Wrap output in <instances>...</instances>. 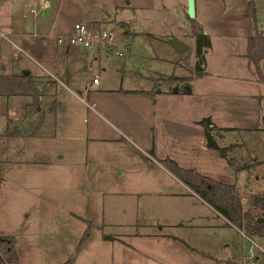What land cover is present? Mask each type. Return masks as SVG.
Returning a JSON list of instances; mask_svg holds the SVG:
<instances>
[{
  "label": "rangeland",
  "instance_id": "rangeland-1",
  "mask_svg": "<svg viewBox=\"0 0 264 264\" xmlns=\"http://www.w3.org/2000/svg\"><path fill=\"white\" fill-rule=\"evenodd\" d=\"M35 1L0 0V232H15L21 264H62L71 257L74 264H231L217 257L253 262L258 250L240 228L166 166L169 171L145 166L154 162L147 151L153 153L150 148L158 136L148 97L111 92L121 85L154 92L160 87L186 90L190 83L182 77L191 76L187 82L203 90L209 83L217 88L203 98L198 91L189 93L190 99L230 101L223 88L235 87L239 80L214 75L210 81L194 80L200 58L209 68L223 61L213 52L198 55L191 19L179 4L188 5V0H173L180 7L167 9L125 5L128 0H48L49 7L37 15L31 11ZM226 13L220 12L219 22ZM76 21L93 22L114 33L113 50L102 51L94 65L90 58L96 52L74 46L84 52L76 62L58 42V35L71 31ZM235 30L229 28V34ZM174 36L189 46L185 52L176 50ZM226 41L227 37L216 39L219 47ZM126 46L130 50L125 56L115 53ZM75 63L74 75L67 73L66 66ZM28 69L30 76L24 75ZM10 71L22 75L15 80ZM96 75L100 83L92 84ZM33 81L39 85L38 104L33 94L16 91L21 83ZM54 99L55 111L51 110ZM175 99L181 116L184 100ZM27 110L31 118L24 131L28 134L12 140L16 120L9 133L8 118L24 116ZM111 121L132 139L117 133ZM235 122L239 121L231 123ZM198 128L180 124L171 128L179 138L171 144L184 139L192 151L156 154H175L170 156L182 166L219 172L224 166L221 158L213 149L208 151L207 141L202 142L205 133ZM159 136L169 146L170 141ZM225 141L243 144L231 150L236 156L247 152L244 142L248 148L260 142L264 149L256 134L245 129L230 132ZM250 152L264 159V151ZM35 159L53 161L44 164ZM260 188L264 192V179ZM243 202L248 205V200ZM144 233H174L195 250H184L173 238L140 235Z\"/></svg>",
  "mask_w": 264,
  "mask_h": 264
},
{
  "label": "crops",
  "instance_id": "crops-1",
  "mask_svg": "<svg viewBox=\"0 0 264 264\" xmlns=\"http://www.w3.org/2000/svg\"><path fill=\"white\" fill-rule=\"evenodd\" d=\"M131 3H134V6H140V7H148V6L156 5V6L161 7L162 9L164 8L167 9L172 6H178V7L181 6L182 9L186 13H187V7H188L187 2L179 3L180 4L179 6L173 0H136V1L128 0L125 5H130ZM195 3H196V15L194 18L201 24L204 33H207L211 38V45L207 47V50H204L203 48L202 55L203 53L206 54L208 52H213V56L221 57L223 62L221 63V65H216L215 67H212V68H209L208 64H204L203 65L204 71H205L204 74L201 76L196 75L194 80L197 81L198 79L208 78V81H210L209 77L214 75V76H217V78H228V79L239 80V81L237 84H234L235 87H230V85H228L227 87L223 88V91H226V92H223V94H226V95L229 94L228 96L232 97L230 101L216 102V103H212V101L195 102L194 99H190V97L193 94H195L197 91H198V94H200L202 98L203 96L208 97L210 94L215 93L217 87H215L211 83H209L208 88L203 90L202 88L194 84V82L192 83L186 82V83H190V87H191L190 91L181 90L180 87L177 86L178 90L174 92L173 90L164 89L163 87H160L156 92H154L153 88L152 89L151 88L138 89L134 86L126 87L121 84H120L121 85L120 88H112L111 92L117 91L120 94H143V96L148 97V104L151 106L150 114H152L153 117L155 118V121L158 122V125L155 124V130L156 131L158 130L157 132L158 136L153 140L152 146L150 148L153 150V153L151 154L150 152L147 151V154H150L153 161L156 162L157 163L156 165L158 166H156L155 164H148L147 162H145L146 163L145 166H147L150 169H154L159 166L166 168L160 162L159 159L165 158L167 156L172 157L170 155H175V154H168L166 156H158V154L156 153L159 150L160 151H192V147L188 146V144L185 143L186 141H184V139L180 143L176 141L171 144V142H173L174 140L179 139L176 136V132L175 131L173 132L171 128H177L179 127V124L186 126L190 129H193V126L194 127L199 126L198 130L204 132L203 126L200 123V120L208 116L212 119L211 125H216L217 127H221V128H224V127L229 128L227 130L222 129L219 132L217 130L216 132L217 141L223 142V143L225 142L223 145H229L232 143L230 141H227V142L225 141L227 134H229L230 132L237 131L239 128L248 130L256 134L258 140L261 141V143L262 142L264 143V123H263L264 98L260 97L261 95L264 94V82L259 78V73H258L255 63L253 62L251 58H249L246 55L249 36L254 34L257 29L264 30V0H195ZM222 10L226 11L227 12L226 14L228 15H226V18L224 19V21L219 22L218 19L221 18L220 12ZM213 20H216V24L212 25L210 21H213ZM89 23L93 24V22H89ZM229 28L231 29L233 28L236 30L234 32L232 31L231 32L232 34L230 35ZM69 32L67 31L65 32V34H68ZM235 35L237 36L235 37ZM220 36H222V38L227 37V40H228L226 41L225 46L223 47H219L216 42V39L219 38ZM62 44H64L65 46L64 47L65 52L68 54H72L75 57L74 58L75 60L73 59L74 61L77 62L78 57H83L84 55L83 50L74 47L77 45H70L69 43H62ZM109 52L111 51H108L107 53ZM101 53H93V55L91 54V58H90L92 60L91 65H94L95 60L101 59ZM239 59H243L244 61L241 60L238 62L237 60ZM206 60L207 58L205 57L204 61ZM43 67L45 68V66ZM101 68L104 71H107L108 69V67L104 65L101 66ZM28 70L30 72L32 71V69H28ZM76 70H77L76 63L69 67L66 66V72L68 71L70 72V74L71 72H75ZM263 71H264V61H263ZM10 73L15 80H18L17 76L20 74V72L10 71ZM48 73L49 75H52V73L50 72ZM34 75H39V74L34 73ZM71 75H74V74H71ZM52 76L54 77V75ZM95 77H98V76L96 75L94 76V78ZM120 77L122 78L120 83H122V80L124 82V77H125L124 72L120 75ZM94 78H93V81H94ZM93 81H92V84L93 83L99 84L100 78L98 77L97 82H93ZM34 83H35V87L39 89V85L37 84V82L35 81ZM156 86L157 85H155V88ZM78 91L82 92V89H79ZM189 93H192V95L189 96ZM176 97H181L184 100L183 101L182 99H180L181 101L184 102L183 109L180 112L181 116H179V111H178L179 102H177V100L179 99H175ZM28 106L26 107V109H28ZM29 115H30V112L27 110L24 116L9 117V118H12L13 120H16L15 126L21 131L20 134L17 136L11 135L13 138L12 140H15L16 138L20 136H24L28 134L24 131V128L25 126H27V122L31 118ZM111 115L113 114L111 113ZM235 120H238L239 122H235V124H232L231 122ZM151 122H153V120L149 121V123ZM110 124L116 129L115 131H117V133H119L122 136H124V133H126V135L130 137V139H132L130 134L126 130H123L118 125H116L115 122L111 121ZM162 129H164V134L163 132H161ZM159 135H162V138L164 137L163 139L166 142L170 141V142H167L169 143V146H167L166 143L160 139L161 136ZM202 140H203L202 142L205 143L206 145L205 134ZM160 142H162V144ZM160 144L163 150L160 149ZM235 144L238 146L240 145V147H242L241 145H243L240 142H236ZM244 144H245V147L247 148L246 153H239L236 156V154L233 153V151H231L229 155H226V156L219 155V157L221 158L222 164L224 165L220 169L219 172L205 170L203 167H202L203 170L198 169L197 166L196 168L200 172L205 173L211 177L236 184L240 190L242 189L241 192H242L243 200L249 201V197L252 192H257L258 190H261L260 187L262 184V180L264 179L263 178L264 177V164L256 165L254 167H251L250 169L237 170L236 165L234 164V159L231 156H234L237 158H240L242 156L247 157L248 153L254 156L253 155L254 153L250 151H264V149H262L261 146L259 147L260 142H258V144L256 143L255 148H248L245 142ZM262 146L264 147L263 144ZM209 150H211V148L208 147V151ZM185 154H189V153L185 152ZM254 157L256 159H260L258 156H254ZM227 159H228V162H227ZM52 161L53 160H50L49 162H42V163L52 164ZM166 170L169 171L167 168ZM241 172L244 173L243 176ZM255 172H256V175L253 176ZM171 174L174 175L173 173ZM180 181L183 184H185L182 180ZM185 185L189 188L187 184ZM243 189L246 191H243ZM216 211L219 214H221L218 210ZM75 214L77 217L83 218L82 215L78 213H75ZM27 215H29L28 212H27ZM224 219L228 221L225 216H224ZM236 228L238 227L236 226ZM239 231L251 241L250 238L252 237L247 235L241 229H239ZM14 233L15 232H12V233L0 232V234H9V235H14L16 237ZM140 235L158 236L160 238H166V237L173 238L176 241H179L183 244L185 248L184 250L186 251L190 249L195 250L193 248L194 246H192L185 239L181 238L180 236L174 233H168V234L167 233L165 234L144 233ZM255 240L262 241V238H258V239L255 238ZM16 248L20 255V260L17 264H21V260L23 256L21 255V250L18 247L17 238H16ZM257 250H258V255L256 256L253 262L247 261L245 263H241L231 258L223 259V258L217 257L215 259L217 261L226 260L231 264H257L260 256L262 255L258 248Z\"/></svg>",
  "mask_w": 264,
  "mask_h": 264
},
{
  "label": "trees",
  "instance_id": "trees-1",
  "mask_svg": "<svg viewBox=\"0 0 264 264\" xmlns=\"http://www.w3.org/2000/svg\"><path fill=\"white\" fill-rule=\"evenodd\" d=\"M191 21L192 33L196 38V51L201 57L203 48L211 45V38L207 33H204L201 24L195 18H191ZM246 55L253 60L257 67L259 78L264 82V30L257 29L254 34L249 36ZM202 63L203 60L200 58L196 68L197 76H201L205 72ZM27 75L30 76L31 72L29 71ZM182 79L187 82L189 77H182ZM17 91L33 94L36 99L35 103H39L40 97L34 82L21 83ZM260 97L264 98V94ZM51 110H56V99L52 102ZM12 120V118H8V132ZM200 123L204 129L207 146L221 156L229 155L236 144L221 145L216 138L217 130L219 132L222 129L227 130L229 128L211 125L212 119L209 116L204 117ZM20 132L15 126L14 131L9 133L17 136ZM145 156L150 161L147 155ZM232 158L237 170L250 169L256 165L264 164V159H256L249 153L247 157L237 158L232 156ZM34 162L48 161L35 159ZM160 162L247 235L254 239L264 238V192H252L248 205L245 206L242 192L236 184L211 177L200 172L196 167L182 166L173 157L167 156L162 158ZM151 164H154V162H151ZM19 260L20 255L16 248V237L9 234H0V264H17ZM62 264H74V257L67 259ZM257 264H264V254L260 256Z\"/></svg>",
  "mask_w": 264,
  "mask_h": 264
},
{
  "label": "built area",
  "instance_id": "built-area-1",
  "mask_svg": "<svg viewBox=\"0 0 264 264\" xmlns=\"http://www.w3.org/2000/svg\"><path fill=\"white\" fill-rule=\"evenodd\" d=\"M49 5L50 3L48 0H36L34 6L31 7V11L37 15L41 11L47 9ZM58 42L84 46L96 53L112 51L115 46L113 31L85 21H76L71 32L58 35ZM129 50L130 47L126 46L117 48L115 53L118 56H125ZM97 81L98 77H95L93 82ZM250 239L261 254H264V238H262V241H257L253 238Z\"/></svg>",
  "mask_w": 264,
  "mask_h": 264
},
{
  "label": "water",
  "instance_id": "water-1",
  "mask_svg": "<svg viewBox=\"0 0 264 264\" xmlns=\"http://www.w3.org/2000/svg\"><path fill=\"white\" fill-rule=\"evenodd\" d=\"M187 12H188V15L191 18L195 17V15H196V3H195V0H188ZM173 44H174V47L176 48V50L178 52H181V53L185 52L189 48V46L185 42H183L181 39H179L177 36L173 37ZM206 50H207V48H206ZM25 73L28 74L29 70H26ZM177 90H178V88L176 86L174 91H177ZM186 90L187 91L191 90L190 85L186 86Z\"/></svg>",
  "mask_w": 264,
  "mask_h": 264
}]
</instances>
